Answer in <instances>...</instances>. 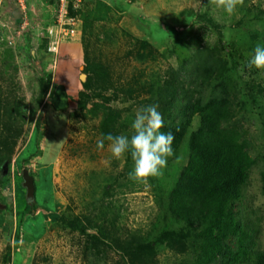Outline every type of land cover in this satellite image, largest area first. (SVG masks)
Returning a JSON list of instances; mask_svg holds the SVG:
<instances>
[{
    "label": "trees",
    "instance_id": "obj_1",
    "mask_svg": "<svg viewBox=\"0 0 264 264\" xmlns=\"http://www.w3.org/2000/svg\"><path fill=\"white\" fill-rule=\"evenodd\" d=\"M74 1L70 0L69 13L79 17V10L72 9ZM240 11L249 17L250 27L239 40L225 43V37L217 33L211 47L198 48L184 64L167 69L160 80H138L136 89H119L129 98H138V92L144 91L149 98L136 104L159 106L164 119L161 131L175 137L174 154L162 175L149 178L146 184L129 178L126 183H117L111 178L99 185L100 199L84 204L86 214H74L68 207L62 210L54 225L85 238L84 264H264V251L258 247L260 225L242 224L237 219L254 168L258 169L259 192L264 196V74L249 67L255 47H264V8L242 6ZM20 14L17 24L22 22ZM88 17L83 15L85 22L91 20ZM204 19L211 30L218 29L213 17ZM252 25H259L260 30H252ZM246 35L253 36L251 41L245 40ZM134 40L139 44L140 61L147 58L146 48H150L148 56H153L155 50L148 41ZM42 42L47 45L46 39ZM80 73L86 76L81 83L83 90L76 98L62 97L82 110L81 115L100 117V136L130 135L135 117L131 108L120 107L116 95L104 96L109 88L114 89L107 68L89 62L85 55ZM51 82V73L41 71L39 105L51 95ZM4 96L0 89V183L10 174L26 108L24 100L9 101ZM249 116L260 126L263 151H257L252 143L246 126ZM43 119L41 111L35 122L36 134ZM125 156L129 174L133 162L130 154ZM114 184L119 189L133 186L135 192L150 185L154 211L144 227L125 225L122 206L112 199ZM35 208V200L26 204L21 222ZM163 250L170 260H160ZM110 254L117 256L116 261H109ZM11 256L8 249L2 262L11 264Z\"/></svg>",
    "mask_w": 264,
    "mask_h": 264
},
{
    "label": "rangeland",
    "instance_id": "obj_2",
    "mask_svg": "<svg viewBox=\"0 0 264 264\" xmlns=\"http://www.w3.org/2000/svg\"><path fill=\"white\" fill-rule=\"evenodd\" d=\"M244 1L228 14L209 0H80L82 27L76 40L80 42L82 58L86 55L89 62L103 65L109 71L114 89L109 88L104 96L116 95L119 106L131 108L135 115L145 105L136 101L149 96L140 91L138 98L135 94L129 98L119 89H136L138 80L142 83L160 80L167 69L184 64L198 48L211 47L217 33L225 37V43L239 40L250 27L249 17L240 8L253 5L264 8V0ZM19 6L16 0H6L0 11V89L9 101L21 99L26 106L25 123L11 160L10 174L0 183V205L3 206L0 208V264H4L2 258L8 249L12 251L11 264H30L28 258L34 248L32 264H82L79 236L68 229H59L54 222L66 207L74 214H86L84 204L89 199L101 198L99 185L111 178L117 179V183H126L130 167L126 166L125 155L119 160L112 157L109 144L102 150L97 149L96 141L101 137L100 117H85L75 104L67 107L68 98H62L63 94L70 97L76 93L80 68L65 45H61L60 55L56 57L46 54V43L42 41L52 22L53 4L48 0H24L27 23L24 29L14 20L21 18ZM83 15L91 20L85 22ZM204 17H213L218 29L207 27ZM251 28L260 30L259 25ZM249 36L245 40L251 41L253 36ZM134 39L148 41L155 50L154 59L148 56L150 48H146L147 58L140 61L139 44ZM53 59L57 68L51 65ZM43 70L51 73V86L53 83L55 88L51 87V95L39 105V76ZM41 111L43 125L36 134L35 122ZM246 126L255 149L263 151L257 121L250 117ZM23 169H28L34 178L36 208L21 222L26 207L20 177ZM128 187L119 189L114 184L112 199L122 206L128 228H142L154 211L150 185L139 187L136 192L133 186ZM259 191L258 169L254 168L245 198L238 206L237 219L242 224L260 225L258 247L264 251V196ZM169 257L164 250L160 254L161 261ZM116 259L117 256L110 254V262Z\"/></svg>",
    "mask_w": 264,
    "mask_h": 264
},
{
    "label": "clouds",
    "instance_id": "obj_3",
    "mask_svg": "<svg viewBox=\"0 0 264 264\" xmlns=\"http://www.w3.org/2000/svg\"><path fill=\"white\" fill-rule=\"evenodd\" d=\"M209 3L217 9L232 14L238 5L244 4V0H209ZM54 61L55 59L51 65H55ZM249 67H255L264 74V47L259 45L255 47L254 54L249 60ZM158 107L156 104H151L138 108L131 123L130 135H102L96 141L98 150L104 149L105 141H108L109 151L117 160L126 153L130 154L133 167L128 178L137 183L146 184L149 178L162 175L168 158L174 154L172 144L175 137L171 132L161 131L164 127V119Z\"/></svg>",
    "mask_w": 264,
    "mask_h": 264
},
{
    "label": "built area",
    "instance_id": "obj_4",
    "mask_svg": "<svg viewBox=\"0 0 264 264\" xmlns=\"http://www.w3.org/2000/svg\"><path fill=\"white\" fill-rule=\"evenodd\" d=\"M6 0H0V11ZM18 2L20 12L22 13L21 29L27 26L26 15L24 13V0H16ZM54 6V14L51 25L46 31V53L56 56L61 44L65 42H74L81 34L82 22L76 15H70V0H50ZM80 0H75L72 9L77 10Z\"/></svg>",
    "mask_w": 264,
    "mask_h": 264
},
{
    "label": "crops",
    "instance_id": "obj_5",
    "mask_svg": "<svg viewBox=\"0 0 264 264\" xmlns=\"http://www.w3.org/2000/svg\"><path fill=\"white\" fill-rule=\"evenodd\" d=\"M15 20V22H16V18L14 19ZM20 22V21H19ZM79 40H75L74 42H65V43H63V44H61V45H65L66 46V48H69L70 49V52H71V59L73 58H76V64H77V66L80 68L79 69V75L81 74L80 72H81V68H82V63H83V58H82V50H81V46L79 45ZM61 45H60V47H59V55H60V48H61ZM71 47V48H70ZM52 62H53V60H52ZM55 62V61H54ZM63 68H66L65 67V64H64V62H63ZM55 66H56V63H55ZM55 68H57V66L55 67ZM52 88H55V86L53 85V83H52V86H51ZM81 90V81L80 82H78L77 83V85H76V93H74V94H72L71 96H74L75 94H77L79 91ZM55 92H57V91H55ZM58 93H63V92H59L58 91ZM64 93H66V92H64ZM63 98V97H62ZM67 107H69V106H72L71 104L73 103L71 100H69V99H67ZM71 103V104H70ZM73 106H74V103H73ZM78 235V234H77ZM79 236V235H78ZM79 238H80V242H81V249H82V257H83V255H84V248H85V246H84V244H85V238L84 237H81V236H79ZM43 239H44V237H43ZM35 249V250H34ZM33 249V251L31 252V254L29 255V258H28V260H29V262H30V264H32V262H33V256H34V253L36 252V248H34ZM18 251V250H17ZM11 258H12V256H11ZM12 261V260H11ZM82 264H83V260H82Z\"/></svg>",
    "mask_w": 264,
    "mask_h": 264
},
{
    "label": "water",
    "instance_id": "obj_6",
    "mask_svg": "<svg viewBox=\"0 0 264 264\" xmlns=\"http://www.w3.org/2000/svg\"><path fill=\"white\" fill-rule=\"evenodd\" d=\"M82 70V68H81ZM86 76L81 73L80 74V81L84 82ZM21 187L25 191V201L27 205H30L34 200L35 196V183L34 178L30 175L28 169H23L21 172ZM0 208L3 206L0 205Z\"/></svg>",
    "mask_w": 264,
    "mask_h": 264
}]
</instances>
